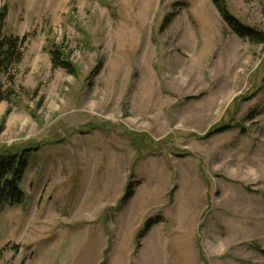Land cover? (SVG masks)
I'll use <instances>...</instances> for the list:
<instances>
[{
    "label": "rangeland",
    "instance_id": "374dc122",
    "mask_svg": "<svg viewBox=\"0 0 264 264\" xmlns=\"http://www.w3.org/2000/svg\"><path fill=\"white\" fill-rule=\"evenodd\" d=\"M4 4L30 40L0 153L31 152L24 201L0 211V264H264V45L212 0ZM227 5L264 31V0ZM54 42L76 74L53 69Z\"/></svg>",
    "mask_w": 264,
    "mask_h": 264
},
{
    "label": "trees",
    "instance_id": "16d2710c",
    "mask_svg": "<svg viewBox=\"0 0 264 264\" xmlns=\"http://www.w3.org/2000/svg\"><path fill=\"white\" fill-rule=\"evenodd\" d=\"M212 2L225 23L235 34L251 43L264 45V31L240 21L229 10L227 0H212ZM7 15L8 6L4 4L0 7V76H7V86L0 88V103L9 102L17 93L16 78L30 40L29 35L20 37L7 31L5 27ZM173 15L174 13L165 17L163 27L170 23ZM50 53L53 69L62 68L73 75L77 73V68L69 59L68 54L55 42L51 45ZM100 70L101 64H98L91 71L89 79L93 80L100 73ZM225 129H227L226 126H216L210 131L209 135ZM30 152L31 148L23 149L21 152L0 153V211L6 204H20L24 201L25 192L20 184L29 164ZM133 177L131 176V179L127 182L124 194L120 199L121 206H125L131 200L137 185L140 183V181L134 180ZM161 220L160 216L148 218L138 233V240ZM258 249L264 253V249L260 247ZM104 262L105 260L102 264Z\"/></svg>",
    "mask_w": 264,
    "mask_h": 264
}]
</instances>
